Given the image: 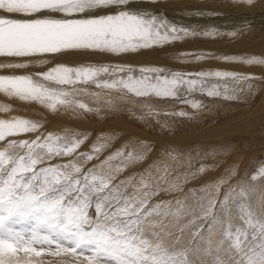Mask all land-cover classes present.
<instances>
[{"label":"snow or ice","instance_id":"6c2138e0","mask_svg":"<svg viewBox=\"0 0 264 264\" xmlns=\"http://www.w3.org/2000/svg\"><path fill=\"white\" fill-rule=\"evenodd\" d=\"M238 2L250 6L254 0ZM217 35L216 30L197 33L158 19L156 14L141 11L136 0H0V94L39 104L52 112L60 108L93 111L78 98L90 94L89 87L184 103L189 101L180 95L181 89L189 94L198 91L209 97L220 96L221 82L227 93L229 81L239 84L255 77L219 69L169 73L159 67L135 69L105 64L57 63L43 71H22L36 60L44 63L45 56L77 52L123 55L186 37ZM228 35L235 37L237 33ZM193 58L199 61L208 57L195 54ZM212 58L264 65V58L259 56ZM208 81L217 83L206 88ZM225 98L234 97L225 94ZM190 103L195 109L201 107L198 101ZM11 110L10 105L0 104V112ZM153 114L151 110L148 113ZM28 134L34 138L17 139ZM80 137L69 129L62 134L47 132L43 123L26 118L0 119V264H21L17 258L20 252L35 257L46 253L62 258L60 264H264V215L257 216L241 203L237 205L239 219L246 227L234 228L230 199L234 204L236 197L229 191L219 198L225 180L201 189L216 196L209 199L208 209L202 212L189 247L177 250L183 229L178 235L166 233L167 225L161 218L179 220L186 214L183 202L177 200L174 210L170 202H151L152 196L166 189L153 188L143 174L140 187L127 195L120 185L131 184L133 178L113 184L111 176L99 175L94 169L84 171L74 157L78 154L90 161L103 145H93L92 153H78L86 139ZM17 149L24 150L23 154H17ZM167 154L174 161L180 155L175 149ZM57 157L68 161L47 163ZM144 158V153H130L127 162ZM207 170L208 166L201 165L193 175ZM251 180H264V167ZM237 195L245 197V187ZM217 235L220 238L214 240Z\"/></svg>","mask_w":264,"mask_h":264},{"label":"rangeland","instance_id":"374dc122","mask_svg":"<svg viewBox=\"0 0 264 264\" xmlns=\"http://www.w3.org/2000/svg\"><path fill=\"white\" fill-rule=\"evenodd\" d=\"M136 5L141 11L148 10L149 13L156 14L158 19H166L178 27H186L197 33L208 29L216 30L219 35L186 37L123 55L77 52L58 57L45 56L44 63L36 60L29 69L22 71H43L57 63L69 66L105 64L132 66L135 69L159 67L169 73L219 69L242 72L254 76L255 79L239 84L229 81L226 86L227 93L221 82L219 91L222 95L216 97H209L198 91L189 94L181 89L180 95L189 103L174 98L134 97L130 93L89 87L90 94L78 98L93 109L91 112H73L63 108L52 112L39 104L25 103L0 94V104H8L12 109L7 113L0 112V119L21 117L43 123L47 132L62 134L63 130L69 129L80 133V138L86 136V139L78 153H92L93 145H103L99 153L94 154V159L85 161L77 154L74 157L75 162L84 171L94 169L99 175L113 177V184L133 178L131 184L120 185L123 194L131 195L140 187L141 174L151 180L153 188L166 189L150 199L151 202H170L173 210L177 207V200L183 202L186 214L179 220L171 216L161 218L162 224L167 225L164 229L166 233L178 235L183 229L182 241L177 246V250H181L189 247L192 233L200 224L202 212L208 209L209 199L216 196L214 192L210 196L201 191L207 185L223 179L225 183L220 187L219 198L229 191L236 197L234 204L230 199V217L234 228L246 227L239 219L237 205L241 203L246 204L257 216L264 215V180H251L264 167V136L256 135L257 133L254 135L253 131L250 134L251 129L256 130L258 125L242 128L241 132L232 135L226 131L237 122L241 123L243 116H249L245 118L246 121H250L252 116L254 118V114L257 117L264 116V65L227 63L212 58L225 55L264 58V1L254 0L249 6L238 0H136ZM222 8L224 11H220ZM230 32L237 35L229 36ZM195 54L208 58L197 61L193 58ZM93 59L99 60L93 62ZM215 83L217 82L208 81L205 87ZM248 83L252 85L251 89L248 88ZM225 94L234 98L227 99ZM193 100L201 103L199 109L191 106L190 102ZM150 110L153 115H148ZM179 112L187 115L180 116L177 114ZM225 127L227 129L224 130ZM212 135L214 138L209 137ZM23 138L34 137L28 134L17 139ZM171 149L180 153L178 160L169 158L167 153ZM119 151L123 155L116 156ZM23 152L22 149L16 150L17 154ZM130 153H144L145 158L139 162L128 163L127 157ZM113 156L114 159H109ZM67 161L68 158L57 157L47 163ZM201 165L208 166V170L193 175ZM241 187H245L247 191L245 197L237 195ZM253 188L254 191L251 190ZM217 209L218 204L212 209L213 214ZM219 238V235L213 237L214 240ZM17 258L21 264H37L38 261L43 264H60L62 259L46 253L42 257H35L23 252L18 253Z\"/></svg>","mask_w":264,"mask_h":264},{"label":"bare ground","instance_id":"6f19581e","mask_svg":"<svg viewBox=\"0 0 264 264\" xmlns=\"http://www.w3.org/2000/svg\"><path fill=\"white\" fill-rule=\"evenodd\" d=\"M264 1V0H263ZM263 6V5H262ZM148 6H146V8H147ZM208 8H210V7H208ZM149 10H151V9H149ZM212 10H214V7L212 8ZM225 10H228V9H225ZM220 11H224V8H222V9H220ZM147 12H149L148 10H147ZM246 14V13H245ZM248 15V14H247ZM243 16V15H242ZM245 16V15H244ZM263 17V16H262ZM225 18V17H224ZM239 18V17H238ZM243 18V17H242ZM198 22V21H197ZM196 23V22H195ZM198 24V23H197ZM222 26V25H221ZM209 30V29H208ZM262 54V53H261ZM145 56V55H144ZM249 56V55H248ZM261 56V55H260ZM140 58V57H139ZM147 58V57H146ZM75 59V58H74ZM76 60H78V59H76ZM86 60V59H85ZM99 59H96V61L93 59V62H97ZM132 60V59H131ZM86 61H88V60H86ZM127 61H130L129 59L127 60ZM88 62H91V61H88ZM140 62V61H139ZM244 69V68H243ZM242 73V72H241ZM261 80V79H260ZM255 83V82H254ZM255 90V89H254ZM262 90H264V89H262ZM260 91H261V89H260ZM264 93V92H263ZM262 94V93H261ZM264 95V94H263ZM261 101V100H260ZM252 102V101H251ZM262 104V103H261ZM255 105V104H254ZM263 108H264V106H263ZM261 109V108H260ZM262 110V109H261ZM261 113V112H260ZM261 114H263V113H261ZM260 114V115H261ZM237 115V114H236ZM256 114H254V118H253V116H252V118H251V120L250 121H246L245 120V118H248L249 116L248 115H246V116H243V117H241V123L240 122H237L236 124H234L232 127H230V128H224V130L225 129H227L226 131L227 132H229L231 135L232 134H236L237 132H239L242 128H249V127H251V126H253V125H258V128L256 129V130H252L251 129V132H250V134L252 133V131H253V134L255 135L256 133V135H261V136H264V122H262V121H264V116L262 115L261 117H259V115H258V117L257 116H255ZM261 126H263L262 128H261ZM229 127V126H228ZM254 127V126H253ZM247 131V130H246ZM241 132V131H240ZM244 132V131H243ZM243 132H242V134H243ZM247 132H249V129H248V131ZM260 132V133H259ZM229 133H228V135H229ZM259 133V134H258ZM221 134V133H220ZM239 134H241V133H239ZM244 134H245V132H244ZM247 134V133H246ZM252 134V135H253ZM135 135V134H134ZM243 136V135H242ZM209 137H211V138H214V135H212V136H209ZM258 137V136H257ZM260 137V136H259ZM205 138V137H204ZM233 138V137H232ZM241 138V137H240ZM243 138H244V136H243ZM250 138V137H249ZM227 139H228V137H227ZM256 140V139H255ZM243 141V140H242ZM238 142V141H237ZM244 146V145H243ZM246 148V147H245ZM250 148V147H249ZM243 156V155H242ZM245 158V157H244ZM235 190V189H234Z\"/></svg>","mask_w":264,"mask_h":264}]
</instances>
